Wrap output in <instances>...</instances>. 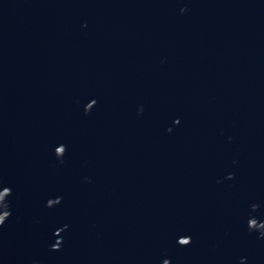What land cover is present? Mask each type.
I'll list each match as a JSON object with an SVG mask.
<instances>
[{"label": "water", "instance_id": "water-1", "mask_svg": "<svg viewBox=\"0 0 264 264\" xmlns=\"http://www.w3.org/2000/svg\"><path fill=\"white\" fill-rule=\"evenodd\" d=\"M0 264H264V0H0Z\"/></svg>", "mask_w": 264, "mask_h": 264}]
</instances>
